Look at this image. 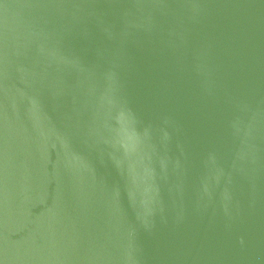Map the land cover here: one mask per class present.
Listing matches in <instances>:
<instances>
[{"label":"water","instance_id":"water-1","mask_svg":"<svg viewBox=\"0 0 264 264\" xmlns=\"http://www.w3.org/2000/svg\"><path fill=\"white\" fill-rule=\"evenodd\" d=\"M0 264H264V0H0Z\"/></svg>","mask_w":264,"mask_h":264}]
</instances>
